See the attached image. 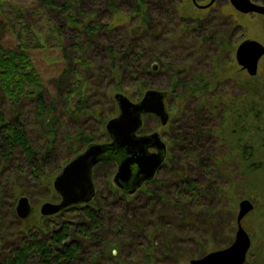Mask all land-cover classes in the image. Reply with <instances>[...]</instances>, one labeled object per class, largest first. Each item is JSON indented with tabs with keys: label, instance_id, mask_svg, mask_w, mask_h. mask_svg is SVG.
Returning <instances> with one entry per match:
<instances>
[{
	"label": "trees",
	"instance_id": "obj_1",
	"mask_svg": "<svg viewBox=\"0 0 264 264\" xmlns=\"http://www.w3.org/2000/svg\"><path fill=\"white\" fill-rule=\"evenodd\" d=\"M37 2L42 9L62 17L63 26L74 31L72 47L78 56L70 59L62 48L64 66L57 79V95L62 98L59 104L46 99L28 43L22 42L14 48L0 47V94L8 104V108L0 105V236L10 229L16 237L15 244L7 242L8 251L1 256L0 264H185L187 255L180 249L178 237L197 231L192 225L201 220L186 213L181 219L166 224L160 209L167 207L166 213H174L177 208L184 212L186 207L182 206L189 202L194 212H202L204 194L199 180L184 178L181 172L194 164L205 170L212 168V156L211 160L207 159L203 144L212 142V137L229 146L224 161L237 163L246 191L252 199L254 195L259 196L264 218V75L260 81L257 75H248L238 84L241 92L236 95L229 90L232 85H223L220 89L226 70L225 63L217 57H214L212 72L186 74L198 45L212 41L222 52L235 48L233 37L239 25L229 3L216 13L215 26H203L192 32L203 22L201 15H193L192 0H104L114 15L107 23H91L89 14L93 13L83 10L82 0ZM122 5L127 9L123 13L118 11ZM155 13L158 16L154 17ZM60 25L53 23L52 30L58 33ZM22 28L9 27L17 38L24 33ZM104 30L114 33L115 41L95 45L96 54L89 57L86 49ZM26 31L33 33L35 47L44 45L36 32ZM82 36H86L84 42ZM178 38H184L185 47L177 48ZM182 53H186L188 63L177 60ZM154 63H158L157 70L153 69ZM157 73L168 79L164 91L167 97L172 95L194 103L192 124H183L179 131H170L169 135V148L181 146L177 149V159L167 155L162 164L164 167L170 160L178 167L170 175L181 179L171 187L172 193L155 194V202L150 207L147 196L154 193L149 186L144 188L147 200L138 201L137 194L143 186L130 194L108 181L105 184L115 196L108 208L107 200L97 190L88 203L72 205L55 214L66 218L55 221L56 229H51V222L44 224V219L50 221L51 216L34 223L20 219L15 207L21 196L29 195L36 187L50 188L62 168L87 146L98 143L100 137L111 141L106 131L111 116L108 106L114 115L119 112L113 92H127L136 86L140 89L139 101L143 90L149 87L147 80ZM95 76L98 82L93 84L91 80ZM169 88L171 92L167 91ZM93 96L99 97L95 104L90 101ZM90 120L98 125V131L86 126ZM68 123L72 124V130L67 129ZM29 128H35L39 134L36 145L29 136ZM58 147L63 152L59 156L61 165L52 161L60 154L56 153ZM114 161L113 158L100 164ZM100 164L94 166L93 176ZM49 199L60 201L61 197L54 192ZM152 207L154 218L147 220L145 214ZM76 210L81 212V219L67 220ZM187 222L192 228L182 227ZM260 228L264 237V220H260ZM263 262L264 253L258 263Z\"/></svg>",
	"mask_w": 264,
	"mask_h": 264
},
{
	"label": "rangeland",
	"instance_id": "obj_2",
	"mask_svg": "<svg viewBox=\"0 0 264 264\" xmlns=\"http://www.w3.org/2000/svg\"><path fill=\"white\" fill-rule=\"evenodd\" d=\"M182 1V0H179ZM210 0H199L200 4H207ZM229 0H218L213 7H208L206 9H201L196 6L192 9L193 15H201L203 22L200 23L199 27H194L192 32H197L203 26H208L212 24V27L215 26V16L218 11L222 8L226 7V4L229 3ZM1 8H0V47L2 48H14L18 44L25 42L28 43L30 46V55L32 60L38 70L41 81L44 86V90L46 93V99L48 101H57V103H62V98L58 97V85L57 79L59 74L61 73L64 61L62 58V48L66 49V53L72 59L74 56H78V53L73 49V33L74 31L68 27L63 26L64 20L62 17H58L54 11H46L42 9L37 0H0ZM152 5V4H151ZM83 10L85 12L93 13L89 14L91 23L98 21L99 23H107L110 22L114 15L110 12L104 3V0H82ZM152 8L154 6L152 5ZM18 9H23L25 12L21 14ZM167 7L164 8V10ZM232 9H234L232 7ZM127 9L125 5L119 7L118 11L121 13L125 12ZM163 11V10H162ZM164 12V11H163ZM165 13V12H164ZM206 14V15H205ZM233 14L238 22V27H236V33L233 37L235 42V48L233 50H226L222 52L218 49V46L214 43L212 45V41L208 44H201L198 45V52L193 57L191 63H188L189 60L186 58V53H182L178 55L179 63H188L189 69L187 70V76L194 75L196 71H203L205 73L212 72V66L214 64V57L219 58L221 61L225 63V77L226 79H222L221 82L222 87L223 85H232L229 87V90L234 94H239L241 90H239L238 84L242 80L248 77V73L246 70H243L240 65L236 61L235 52L237 46L245 39H253L257 40L261 44L264 45V17L257 15V14H243L238 12L234 9ZM158 16L155 13L154 17ZM228 19V17H227ZM192 21V19H191ZM226 21V19H225ZM187 22V21H186ZM227 22H230L228 19ZM53 23L57 25L62 24L61 28L59 29L58 33L54 32ZM13 28H22L24 30L23 35L20 38H17L12 31L9 29L10 26ZM229 28L231 25L228 23L226 24ZM33 30L32 32H36L37 35L41 38V43L44 44L42 47H35L34 45V38L33 33L28 32L26 30ZM215 29V28H214ZM214 29L212 31H214ZM238 30V31H237ZM195 35L197 33H194ZM83 37V42L86 39V36ZM196 40V37L193 39ZM92 46L86 49V54L89 57H94L96 54L95 45H103L106 42H114V33L110 34L105 30L102 31L99 35H97L93 39ZM177 48H183L184 46V38H178L176 41ZM60 45V47H59ZM219 52V53H218ZM258 76L259 81L262 80L264 75V57L260 60L258 65V72L256 74ZM250 76V75H249ZM98 78L95 76L91 82L93 84ZM168 79L160 73H157L153 77L147 80V85L149 86L142 93H145L148 89H158L162 91H166L165 87H167ZM65 88V85L61 84V87ZM233 86H236L233 88ZM142 87V86H141ZM228 88V87H227ZM99 91V90H98ZM140 91L136 86L130 89L125 93L129 96L133 101H137V94ZM171 92V89L167 90ZM122 93V91H119ZM117 92H113L114 94ZM98 96L91 97L92 104L98 102ZM166 108L170 115L169 124L163 126L161 125L160 121L156 118L151 116H147L144 118V125L142 128V132H153L157 131L160 134H163L165 131L168 132L164 136V141L170 144L169 135L170 131L177 132L180 128L184 125L190 126L192 124L191 118L193 117L194 112V103L193 100L183 101L182 99H177L175 96L168 95L165 100ZM0 105L3 108L7 107V101L3 98L0 94ZM108 108L110 109V113L112 117L117 116V112L115 115L111 109V106ZM109 118V119H110ZM205 122V121H204ZM191 123V124H190ZM208 123V122H205ZM86 126H90L92 130L98 131L97 124L95 121H88L85 123ZM184 124V125H183ZM67 129L73 128L71 123L66 125ZM62 129L60 132L62 133ZM38 132L35 128H29V136L33 140V143L36 145L38 143ZM108 139H104L100 137L98 143H107ZM168 144V145H169ZM204 151L205 156L208 157L209 160L212 156V168L209 170L203 169L198 164L191 165L187 170H183L181 174L184 178L196 177L202 188V193L204 194V207L202 212L199 211L194 212V207L189 203L186 202V205L182 207H186L185 211L179 210L178 208L175 210L174 213L167 211V207H161L165 218L163 219L164 223H173L174 219H181L182 215L186 213H191L195 216V219H200L201 221L197 222L195 225V232L191 233V235H179L178 239H180V249H183L186 252V262L185 264H190L189 260L191 258H197L201 255V252L208 253L213 250L225 248L230 245L235 236V232L237 229L236 223V216L239 208V202L244 199L248 198L251 199L255 204V209L252 210L242 221L243 226L248 231L252 244L251 249L247 255L246 264H261L258 263L261 255L264 253V237L260 228V220H264L262 217V211L260 210L261 202L259 201V196L254 195V199L250 197L247 189L243 186L245 180L242 178L241 173L238 171L237 163H232L224 161V156L229 153V146L224 142L216 141L214 137H212V142L204 141ZM59 146V145H58ZM181 147V146H180ZM178 145H173L169 148L168 156L170 158L177 159V149H180ZM56 153H60L57 155L56 160L55 157L52 158L54 164H62V157H59L63 154L61 149L58 147L56 149ZM72 157V156H71ZM59 158V159H58ZM211 160V159H210ZM216 160V161H215ZM218 160V161H217ZM53 164L54 170H56L55 165ZM178 167L168 160V164L164 167L160 168L158 174L155 177V181L148 184L143 185L139 193L137 194L138 201H146L147 204L153 206L155 202V194L159 193H168L171 192V187L177 185L179 182L180 177H172L171 172L173 170H177ZM116 172V167L113 163H103L97 166L96 171L94 172V181L96 183L97 190L102 197L107 200V208L111 203H113V199L115 198L114 194L109 192L108 185L105 182L110 181L113 184V176ZM175 173H177L175 171ZM110 177H109V176ZM176 176V175H175ZM55 178H53L54 181ZM111 185V184H110ZM151 189L153 191V195L150 197L145 194L144 188ZM56 192L53 187V182L50 188L45 186L43 187H36L32 193L27 195L32 204V213L26 219L27 222H36L41 218H45L40 213L41 205L44 202H58L51 198L53 193ZM172 193V192H171ZM108 195H110L108 197ZM256 196V197H255ZM250 197V198H249ZM145 203V202H144ZM161 206V205H160ZM210 213H207L210 211ZM156 210V208H155ZM158 213V212H157ZM184 213V214H183ZM188 214V215H189ZM145 218L152 220L154 218V207L145 214ZM144 218V219H145ZM209 218V222L203 221V219ZM50 221L47 218L44 219V224L52 223L51 229H56L58 226L55 224V221H63L66 220L61 214L53 215L50 217ZM81 219V212L74 211L70 218L67 220L71 222H77ZM185 223V222H184ZM187 226H182L184 229H190L192 226L187 222ZM189 225V226H188ZM5 236L8 237L6 240ZM186 238V240L184 239ZM16 237L10 233V229H7L5 235L0 236V258L5 252L8 251L7 245L15 244ZM7 242H9L7 244ZM264 264V262L262 263Z\"/></svg>",
	"mask_w": 264,
	"mask_h": 264
},
{
	"label": "water",
	"instance_id": "obj_3",
	"mask_svg": "<svg viewBox=\"0 0 264 264\" xmlns=\"http://www.w3.org/2000/svg\"><path fill=\"white\" fill-rule=\"evenodd\" d=\"M192 1L197 7L203 8L211 6L216 0H210L206 5ZM230 3L238 12L264 15V5L251 0H230ZM263 56L264 45L253 39L243 40L235 52L237 63L250 76L257 74ZM153 69H158V63L153 64ZM165 97L166 93L158 89L146 90L136 102L124 93H115L114 100L119 112L106 123L111 141L90 144L62 168L53 181V187L61 199L58 202H44L40 208L41 215L52 216L72 205L91 201L96 193L92 178L93 167L105 160L114 158L117 161L113 180L131 194L144 181L153 179L162 167L167 145L157 131L148 135H138V131L143 126V115L146 114L156 116L163 126L168 124L170 115ZM151 147L157 151L150 152ZM254 207L255 204L250 199H242L236 216L237 229L233 242L225 248L192 258L190 264H246L252 240L242 220ZM15 209L20 219L28 218L32 213L29 197L21 196Z\"/></svg>",
	"mask_w": 264,
	"mask_h": 264
},
{
	"label": "flooded vegetation",
	"instance_id": "obj_4",
	"mask_svg": "<svg viewBox=\"0 0 264 264\" xmlns=\"http://www.w3.org/2000/svg\"><path fill=\"white\" fill-rule=\"evenodd\" d=\"M199 4H200V2H199V0H196ZM218 0H216L211 6H209V7H213V5L217 2ZM252 2H254V3H257V4H260V5H264V0H251ZM193 2V1H192ZM229 2V4L231 5V3H230V0L228 1ZM193 4H194V2H193ZM195 5V4H194ZM200 5H203V4H200ZM204 5H206V4H204ZM196 6V5H195ZM232 6V5H231ZM197 7V6H196ZM233 7V6H232ZM198 8H200V7H198ZM206 8H208V7H203V8H201V9H206ZM241 13V12H240ZM244 14V13H243ZM247 14H257V15H260V16H263L264 17V15H262V14H259V13H247ZM264 57V56H263ZM262 57V58H263ZM261 58V59H262ZM244 70V69H243ZM166 93V92H165ZM166 98H167V94H166V97H165V100H166ZM147 116H151V117H153V118H156V119H158L156 116H154V115H151V114H146V115H143V120H144V118L145 117H147ZM159 120V119H158ZM168 124H169V122H168ZM143 125H144V123H143ZM142 128H143V126L139 129V131H138V135H148V134H151L152 132H142ZM153 132H155V131H153ZM160 134V133H159ZM166 134H168V132H164L163 134H160V136H161V138H162V140H164V136L166 135ZM166 145H167V150H166V153H165V157H164V161L166 160V158H167V155H168V151H169V146H168V143L166 142ZM149 150H150V152H156L157 150L154 148V147H151V148H149ZM101 163V162H100ZM99 163V164H100ZM113 164H114V166L116 167V170H117V161L115 160L114 162H113ZM94 168V167H93ZM162 168V167H161ZM158 174V173H157ZM156 174V175H157ZM156 175H155V177H156ZM114 177V176H113ZM155 177L153 178V179H155ZM92 178H93V181H94V176H93V171H92ZM153 179H151V180H149V181H144L139 187H138V189L134 192V193H132V194H135L143 185H148V184H150V183H152V181H153ZM94 185H95V190H96V192H97V187H96V183H95V181H94ZM113 185L115 186V187H117L118 189H120V190H126V188L125 187H120V186H118V185H116L115 184V182H114V180H113ZM131 194V193H130ZM251 200V199H250ZM252 201V200H251ZM253 202V201H252ZM254 203V202H253ZM254 209H255V207H254ZM253 209V210H254ZM249 214V213H248ZM247 214V215H248ZM246 215V216H247ZM245 216V217H246ZM45 217V216H44ZM244 217V218H245ZM244 218H243V220H244ZM242 220V221H243ZM237 223V222H236ZM242 224H243V222H242ZM251 249V248H250ZM200 257V256H199ZM192 259V258H191ZM190 259V260H191ZM189 260V261H190Z\"/></svg>",
	"mask_w": 264,
	"mask_h": 264
}]
</instances>
